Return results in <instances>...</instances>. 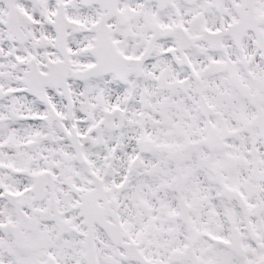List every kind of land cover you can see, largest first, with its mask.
<instances>
[{
    "label": "snow or ice",
    "instance_id": "obj_1",
    "mask_svg": "<svg viewBox=\"0 0 264 264\" xmlns=\"http://www.w3.org/2000/svg\"><path fill=\"white\" fill-rule=\"evenodd\" d=\"M0 264H264V0H0Z\"/></svg>",
    "mask_w": 264,
    "mask_h": 264
}]
</instances>
